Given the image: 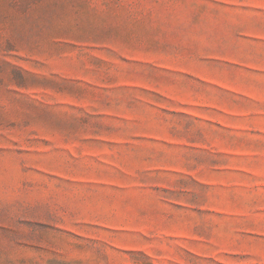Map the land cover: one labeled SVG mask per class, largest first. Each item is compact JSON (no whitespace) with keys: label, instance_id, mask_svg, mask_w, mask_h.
<instances>
[{"label":"rangeland","instance_id":"1","mask_svg":"<svg viewBox=\"0 0 264 264\" xmlns=\"http://www.w3.org/2000/svg\"><path fill=\"white\" fill-rule=\"evenodd\" d=\"M0 264H264V0H0Z\"/></svg>","mask_w":264,"mask_h":264}]
</instances>
